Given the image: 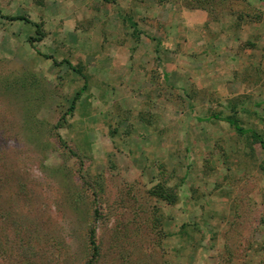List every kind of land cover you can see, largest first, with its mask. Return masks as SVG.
Returning a JSON list of instances; mask_svg holds the SVG:
<instances>
[{
    "label": "rangeland",
    "instance_id": "1",
    "mask_svg": "<svg viewBox=\"0 0 264 264\" xmlns=\"http://www.w3.org/2000/svg\"><path fill=\"white\" fill-rule=\"evenodd\" d=\"M92 228L95 264H264V0H0V264Z\"/></svg>",
    "mask_w": 264,
    "mask_h": 264
},
{
    "label": "trees",
    "instance_id": "2",
    "mask_svg": "<svg viewBox=\"0 0 264 264\" xmlns=\"http://www.w3.org/2000/svg\"><path fill=\"white\" fill-rule=\"evenodd\" d=\"M9 20H23L25 22H29V20L26 18V17H23V16H15V17H7ZM36 27L38 28V25H36ZM38 32V31H37ZM46 58L48 59H52L54 61V63L57 64V61L52 58V57H49V56H46ZM64 63L68 64L73 70L77 71V69H75L68 61H63ZM86 84L83 85V87L81 89H79L77 91V93L75 94V96L73 97V100H72V103H71V106L69 108V111H73L74 108H75V104L76 102L80 99L82 93L85 91L86 89ZM214 118H221L219 115H215ZM227 122L233 126L235 128V130L239 133H247L246 130H244L236 120H227ZM96 231L94 228L90 229L89 230V235H88V240H89V246H90V250H91V256H90V259L89 261L86 263V264H95L98 257H99V246L97 244V241H96Z\"/></svg>",
    "mask_w": 264,
    "mask_h": 264
},
{
    "label": "crops",
    "instance_id": "3",
    "mask_svg": "<svg viewBox=\"0 0 264 264\" xmlns=\"http://www.w3.org/2000/svg\"><path fill=\"white\" fill-rule=\"evenodd\" d=\"M179 18L187 29H191L193 27H198V26H205L209 23V18L207 13L202 10H189V11L183 10ZM185 41L188 42V40ZM163 63L166 64V66L169 65L168 61L166 60H164Z\"/></svg>",
    "mask_w": 264,
    "mask_h": 264
}]
</instances>
